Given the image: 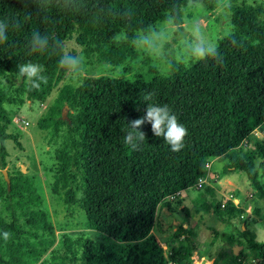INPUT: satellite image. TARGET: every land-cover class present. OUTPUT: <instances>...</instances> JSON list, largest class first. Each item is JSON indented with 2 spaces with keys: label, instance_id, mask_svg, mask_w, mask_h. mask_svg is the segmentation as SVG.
Masks as SVG:
<instances>
[{
  "label": "trees",
  "instance_id": "obj_1",
  "mask_svg": "<svg viewBox=\"0 0 264 264\" xmlns=\"http://www.w3.org/2000/svg\"><path fill=\"white\" fill-rule=\"evenodd\" d=\"M175 3L185 0H85V7L68 11L55 6L38 10L31 3L23 6L20 0H0V20L9 24L8 40L0 44V77L8 80V87L0 86V110L9 99L43 103L65 82L58 56L30 53L27 41L33 30L53 34L65 46L74 40L99 64L121 65L135 59L138 51L128 42L114 43L116 33L127 30L131 38L137 28L159 21ZM202 3L212 10L215 0ZM129 9L130 18L121 15ZM26 13L31 19L25 22ZM12 17L21 19V28L13 27ZM230 21L234 36L218 41L223 65L207 60L167 75L152 70L147 80L139 75L130 80L104 74L86 80L83 87L65 84L63 90L68 92L58 116L65 123L70 110H79L83 169L81 186L72 175L63 197L71 204L81 188L89 228L110 241H95L83 232L63 233L38 261L53 244L50 219L30 175L7 169L9 184L5 180L2 171L8 152L0 128V264L176 263L183 258L182 247L166 254L152 232L158 207L170 196L194 188L206 174V163L221 156L228 159L223 173L244 172L256 196L264 200V140L254 136L255 130L264 127V4L233 6ZM29 60L44 66L47 83L39 89L15 79L16 65ZM147 93L154 94L151 102L167 104L187 128L181 151H171L162 137L153 135L148 123L140 128L146 140L138 150L124 144L127 123L144 115L146 102L140 99ZM65 105L68 111L63 118ZM69 140L71 151L74 139L69 135ZM244 141L252 142L254 149L240 152ZM256 158L262 160L261 174ZM212 210L224 223L240 219L241 209L233 200H219ZM239 234L258 252L251 264H264V241L248 230ZM233 257L235 264H242L238 256ZM211 264H218L217 259Z\"/></svg>",
  "mask_w": 264,
  "mask_h": 264
},
{
  "label": "rangeland",
  "instance_id": "obj_2",
  "mask_svg": "<svg viewBox=\"0 0 264 264\" xmlns=\"http://www.w3.org/2000/svg\"><path fill=\"white\" fill-rule=\"evenodd\" d=\"M242 2L264 4V0H233V5L238 6ZM203 5L191 11L188 20L190 22L197 17L202 18L206 34L217 40L219 35L231 28V13L218 17L214 8L210 10ZM67 47L80 49L74 40ZM86 57L89 72L96 75L105 74L130 80L138 75L146 80L151 79L154 74L152 70L165 75L162 74V62L152 60L140 52L135 59L121 65H112L110 71L105 68V63L99 64L94 57ZM65 84L71 83L65 80L43 103L28 100L11 102L9 99L0 110V128L6 136L8 152L5 169L20 170L33 178L50 219L49 232L53 244L46 248L38 261L50 252L63 233L83 232L92 240L110 241L102 233L89 228L81 206V188L77 189L79 193L73 203H67L63 197L72 175L76 183H79L78 187L81 186L79 172L83 169V154L78 142L81 116L70 115L65 123L58 116L68 92L63 90ZM69 135L74 139L71 151ZM254 136L264 140V127L255 130ZM253 147L252 142H242L238 150L244 152L253 150ZM261 161V158L255 160L260 174ZM226 163V156L218 157L213 163L210 160L206 163V182L199 188H189L170 196L158 207L153 234L166 254L173 248L182 247L183 258L171 264H196L195 254L211 262L217 259L218 264H235L233 256H238L242 264H251L257 259V250L248 244L239 230H248L254 238L264 241V200L256 196L244 172L228 170L223 173ZM236 199L241 209L240 219H232L230 223L218 220L212 210L214 204L219 200L225 203ZM257 208L258 213L255 211ZM182 225L187 228L186 231L180 230Z\"/></svg>",
  "mask_w": 264,
  "mask_h": 264
},
{
  "label": "clouds",
  "instance_id": "obj_3",
  "mask_svg": "<svg viewBox=\"0 0 264 264\" xmlns=\"http://www.w3.org/2000/svg\"><path fill=\"white\" fill-rule=\"evenodd\" d=\"M20 3L23 6L34 4L38 10H47L55 6L62 11H68L86 6L85 0H20ZM233 6V0H215V14L218 17L230 14ZM197 7H204L202 0H185L184 4L175 3L156 23L137 28L131 38L127 30H120L113 37V42L116 44L128 42L141 54L162 62V74L165 75L171 74L180 67L189 68L193 63L200 61L212 60L217 65H223L225 58L219 51L218 41L234 36V26L225 30L217 40L211 39L205 32L202 18L197 17L190 22L188 20L190 12ZM108 12L115 15L111 8ZM121 15L130 18L132 12L129 9ZM11 19L13 27L17 29L22 27L19 17ZM30 19V13H26L23 17L25 22ZM8 27L9 24L5 19L0 20V44L8 40ZM232 43L235 46L234 39ZM27 44L31 54L58 56L57 66L63 71L64 79L77 88L83 87L88 79L98 78L95 73H90L88 70V58L84 54V49L73 50L53 34L44 35L39 30H33ZM16 68L15 79L25 80L30 89H39L42 83H47L42 64L29 60L17 64ZM105 68L110 71L112 65L106 64ZM0 86L8 87L7 78L0 77ZM153 95L147 93L140 99L141 102H146L144 115L127 123L128 130L124 144L130 150H138L146 140V134L140 128L148 123L154 136L162 137L171 151L179 152L185 147L184 141L188 130L179 122L177 115L167 104L151 102ZM78 114V109L70 111L72 117ZM5 236L7 237V234Z\"/></svg>",
  "mask_w": 264,
  "mask_h": 264
},
{
  "label": "water",
  "instance_id": "obj_4",
  "mask_svg": "<svg viewBox=\"0 0 264 264\" xmlns=\"http://www.w3.org/2000/svg\"><path fill=\"white\" fill-rule=\"evenodd\" d=\"M67 111H68V106L65 105V108L62 109V116H63V118H66ZM2 172H3V175H4L5 180L9 184V178H8L7 170L4 169ZM194 259H195V263L196 264H198V263H200V264H211L212 263L209 260H206V259L201 258L198 254H195L194 255Z\"/></svg>",
  "mask_w": 264,
  "mask_h": 264
},
{
  "label": "built area",
  "instance_id": "obj_5",
  "mask_svg": "<svg viewBox=\"0 0 264 264\" xmlns=\"http://www.w3.org/2000/svg\"><path fill=\"white\" fill-rule=\"evenodd\" d=\"M261 139H262V137H261ZM262 140H263V139H262ZM244 143L247 144V141H244ZM206 179H207V176H202V177H200V178L198 179V181H197L195 187L199 188V187L202 185L203 182H206ZM233 202H234L236 205H238V199H236L235 201L233 200Z\"/></svg>",
  "mask_w": 264,
  "mask_h": 264
},
{
  "label": "crops",
  "instance_id": "obj_6",
  "mask_svg": "<svg viewBox=\"0 0 264 264\" xmlns=\"http://www.w3.org/2000/svg\"><path fill=\"white\" fill-rule=\"evenodd\" d=\"M216 159H217V158L212 159V160H211V163H213Z\"/></svg>",
  "mask_w": 264,
  "mask_h": 264
}]
</instances>
